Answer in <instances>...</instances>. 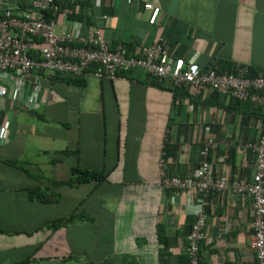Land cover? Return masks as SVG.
Wrapping results in <instances>:
<instances>
[{
	"label": "crops",
	"instance_id": "obj_1",
	"mask_svg": "<svg viewBox=\"0 0 264 264\" xmlns=\"http://www.w3.org/2000/svg\"><path fill=\"white\" fill-rule=\"evenodd\" d=\"M85 2L55 17L56 32L66 26L86 37L104 15L103 36L128 54L160 38L171 57L203 69L228 61L264 70V0ZM1 10L38 16L28 0H3ZM36 74L42 107L0 109L9 136L0 145V264H184L193 206L161 186L160 161L170 175H190L210 144L214 176L250 179L262 121L255 107L206 87H158L142 70L111 81L89 72L82 85ZM64 150L76 152L52 163V153ZM76 162L107 170L106 180L70 187L48 181L68 178ZM32 187L59 198L31 200ZM200 198L207 214L202 264H254L250 200L217 191ZM69 214L71 222L46 226Z\"/></svg>",
	"mask_w": 264,
	"mask_h": 264
},
{
	"label": "built area",
	"instance_id": "obj_2",
	"mask_svg": "<svg viewBox=\"0 0 264 264\" xmlns=\"http://www.w3.org/2000/svg\"><path fill=\"white\" fill-rule=\"evenodd\" d=\"M61 1L78 0H28L38 11L36 17L2 13L3 0H0V109L8 106L16 111H35L42 107L46 102L37 99L41 84L38 71L49 76L72 77L90 72L99 79L115 80L121 77V71L141 69L158 80L170 79L173 86L206 87L264 112V75L245 76V65L235 73H218L215 61L204 69L195 61L183 62L169 55L160 38L151 44L139 43L128 54L121 44L112 46L103 36L104 15L96 18L86 37L69 31L66 26L56 32L55 17H66L72 12L70 6L60 7ZM145 8L151 10L152 6L146 4ZM47 9L53 11L54 18L43 17L42 11ZM8 137L7 127L0 124V145ZM209 147L206 144L202 159L190 175H170L164 161H160L161 186L170 191L174 200L184 195L193 206V221L184 245L186 264H202L200 246L207 214L200 196L210 191L233 192L250 200L254 264H264V120L260 122L258 141L253 146L254 171L250 179H232L225 171L214 176Z\"/></svg>",
	"mask_w": 264,
	"mask_h": 264
},
{
	"label": "trees",
	"instance_id": "obj_3",
	"mask_svg": "<svg viewBox=\"0 0 264 264\" xmlns=\"http://www.w3.org/2000/svg\"><path fill=\"white\" fill-rule=\"evenodd\" d=\"M81 1L83 4L86 3L85 1L82 0H78ZM76 2V1H74ZM74 2H59L60 7H64V6H70L72 5V3ZM2 15V13L0 12V16ZM42 15L45 19H52L54 18V13L51 9H47V10H43L42 11ZM216 63V68H217V72L221 73V72H229V73H235L237 71V68L242 66L243 64H236V63H231L228 61H215ZM247 67V71L245 73V76L248 77H254L257 76L258 74H262L264 75V70H258L252 66L246 65ZM92 69V67L90 68ZM135 70H141V69H135ZM133 70H128V71H121L119 72L120 76L123 77H128V74L130 72H132ZM67 78V80L71 83L77 84V85H82L84 83V77L83 76H77V77H72L69 75L65 76ZM108 80V79H106ZM111 81V80H109ZM151 82L152 84L158 86V87H165V88H169L173 91H176L180 88L185 87H176L173 86L172 82L170 79H164V80H158L155 77L151 76ZM236 100V99H235ZM238 101V100H236ZM239 102V101H238ZM255 110L258 111V114H260V116H262V120H264V112L259 108V107H255ZM76 151L74 150H64V151H55L52 154L55 155V157H53L51 159L52 163L57 162L58 158L56 156H58V154H68V153H75ZM11 162L16 163L17 161L12 160ZM9 162V163H11ZM107 174L108 171L107 170H94V169H84L81 168L79 166V164L76 162V164H72L69 168V177L63 180H56L54 178H48V181L55 186H75V185H79L82 183H87V182H94L95 184H99L101 182H103L104 180H106L107 178ZM40 180V178H39ZM27 193H28V197L31 200H36L38 202H43V203H52L58 200L59 198V193L51 191L49 189L46 188H40V187H32L27 189ZM74 219V217L72 216V214H69L67 217H60V218H56V219H52L50 220L48 223H46V226L49 228H56L60 225H64L68 222H71ZM184 264H186V260H187V256L186 254H184Z\"/></svg>",
	"mask_w": 264,
	"mask_h": 264
},
{
	"label": "rangeland",
	"instance_id": "obj_4",
	"mask_svg": "<svg viewBox=\"0 0 264 264\" xmlns=\"http://www.w3.org/2000/svg\"><path fill=\"white\" fill-rule=\"evenodd\" d=\"M110 131V129H108Z\"/></svg>",
	"mask_w": 264,
	"mask_h": 264
}]
</instances>
